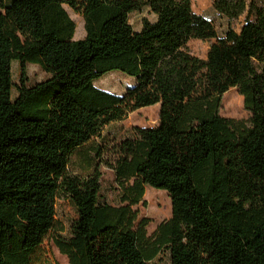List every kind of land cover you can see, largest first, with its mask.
<instances>
[{"label":"trees","instance_id":"trees-1","mask_svg":"<svg viewBox=\"0 0 264 264\" xmlns=\"http://www.w3.org/2000/svg\"><path fill=\"white\" fill-rule=\"evenodd\" d=\"M65 5L83 16V39ZM213 6L229 21L245 15L239 32L219 38L192 0H0V264H33L60 195L77 213L55 240L68 264H150L163 248L171 264H264V0ZM144 8L156 20L134 31L130 15ZM213 39L205 59L188 47ZM29 64L49 77L27 86ZM112 71L134 79L122 96L94 85ZM230 89L248 120L221 116ZM154 105L158 125L110 150L121 204L103 201L99 165L72 175V155ZM147 186L172 204L152 235L134 209Z\"/></svg>","mask_w":264,"mask_h":264},{"label":"rangeland","instance_id":"rangeland-1","mask_svg":"<svg viewBox=\"0 0 264 264\" xmlns=\"http://www.w3.org/2000/svg\"><path fill=\"white\" fill-rule=\"evenodd\" d=\"M213 2L214 0H192V8L194 12L204 16L213 23L219 38L225 37V34L230 29L239 32L245 23V15L241 16L238 20L229 21L228 18L215 10ZM64 8L76 25L74 40L83 39L86 36L83 16L66 5ZM145 19L150 21L156 20V16L149 8L132 13L129 18V23L133 30L138 32L143 28ZM215 42L216 39L209 41L191 40L188 43V47L192 54L205 59L211 44ZM25 76L27 86H34L49 77L38 65L33 64L27 65ZM21 78L22 72L19 63L13 61V100L18 95L17 87L21 83ZM133 84L134 79L120 71L109 72L94 82L97 88L118 96L124 95L126 90L133 86ZM159 110V105L142 108L129 113L122 121L106 126L103 129L101 137L94 138L88 145L80 148L72 155L69 166L72 175L86 176L98 164L102 175L101 179L103 180L102 200L112 205H120L122 191L116 182L114 171L107 164L113 159L110 150L124 139L131 137L133 128L156 127L158 125ZM220 114L225 118L236 120H248L250 117V113L244 107L243 97L236 89H230L223 95ZM97 147L103 149L100 157L97 155ZM134 209L138 211V223L143 219L150 221L147 226L148 235H152L160 223L170 219L172 216V204L168 193L150 186L146 187L144 199L138 205L134 206ZM76 217V209L72 203L63 195L58 196L56 200V225L32 256L33 264H68L67 257L60 253L55 240L57 238L67 239L70 237L71 224ZM150 264H171L168 249L163 248Z\"/></svg>","mask_w":264,"mask_h":264}]
</instances>
